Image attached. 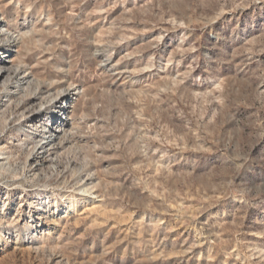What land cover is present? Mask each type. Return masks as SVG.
I'll return each instance as SVG.
<instances>
[{"label": "rangeland", "instance_id": "rangeland-1", "mask_svg": "<svg viewBox=\"0 0 264 264\" xmlns=\"http://www.w3.org/2000/svg\"><path fill=\"white\" fill-rule=\"evenodd\" d=\"M0 264H264V0H0Z\"/></svg>", "mask_w": 264, "mask_h": 264}, {"label": "bare ground", "instance_id": "bare-ground-1", "mask_svg": "<svg viewBox=\"0 0 264 264\" xmlns=\"http://www.w3.org/2000/svg\"><path fill=\"white\" fill-rule=\"evenodd\" d=\"M62 108V107H61ZM62 110V109H61Z\"/></svg>", "mask_w": 264, "mask_h": 264}]
</instances>
